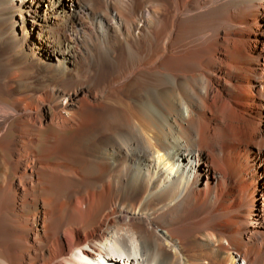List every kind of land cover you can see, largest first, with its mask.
I'll return each mask as SVG.
<instances>
[{"label":"bare ground","instance_id":"6f19581e","mask_svg":"<svg viewBox=\"0 0 264 264\" xmlns=\"http://www.w3.org/2000/svg\"><path fill=\"white\" fill-rule=\"evenodd\" d=\"M263 152L264 0H0V264H264Z\"/></svg>","mask_w":264,"mask_h":264},{"label":"rangeland","instance_id":"374dc122","mask_svg":"<svg viewBox=\"0 0 264 264\" xmlns=\"http://www.w3.org/2000/svg\"><path fill=\"white\" fill-rule=\"evenodd\" d=\"M263 38V37H262ZM262 156H263V159H264V152H263V154H262ZM264 182V181H263ZM261 189V192H260V194H259V196L261 197V203H262V199L264 198V184H262V187L260 188ZM259 211V210H258ZM260 213V212H259ZM258 213V214H259ZM261 226V227H260ZM260 226H259V228H261L262 230H264V223H262V224H260ZM258 228V229H259ZM120 264H125V261L124 260H120V259H118L117 260Z\"/></svg>","mask_w":264,"mask_h":264}]
</instances>
